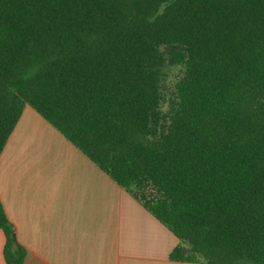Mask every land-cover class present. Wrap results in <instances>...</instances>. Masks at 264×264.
<instances>
[{
    "label": "trees",
    "instance_id": "16d2710c",
    "mask_svg": "<svg viewBox=\"0 0 264 264\" xmlns=\"http://www.w3.org/2000/svg\"><path fill=\"white\" fill-rule=\"evenodd\" d=\"M26 106L175 234L172 260L264 264V0H0V155ZM0 231L23 264L1 200Z\"/></svg>",
    "mask_w": 264,
    "mask_h": 264
},
{
    "label": "crops",
    "instance_id": "0c3cea01",
    "mask_svg": "<svg viewBox=\"0 0 264 264\" xmlns=\"http://www.w3.org/2000/svg\"><path fill=\"white\" fill-rule=\"evenodd\" d=\"M0 200L23 264H206L172 260L175 234L30 106L0 155Z\"/></svg>",
    "mask_w": 264,
    "mask_h": 264
},
{
    "label": "rangeland",
    "instance_id": "374dc122",
    "mask_svg": "<svg viewBox=\"0 0 264 264\" xmlns=\"http://www.w3.org/2000/svg\"><path fill=\"white\" fill-rule=\"evenodd\" d=\"M183 72L184 68L181 65L165 63L162 67L161 90L163 94L162 110L164 113L170 111V108L175 101V86L182 77Z\"/></svg>",
    "mask_w": 264,
    "mask_h": 264
},
{
    "label": "water",
    "instance_id": "95a60500",
    "mask_svg": "<svg viewBox=\"0 0 264 264\" xmlns=\"http://www.w3.org/2000/svg\"><path fill=\"white\" fill-rule=\"evenodd\" d=\"M13 239H16L15 235H13Z\"/></svg>",
    "mask_w": 264,
    "mask_h": 264
}]
</instances>
